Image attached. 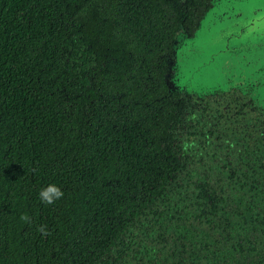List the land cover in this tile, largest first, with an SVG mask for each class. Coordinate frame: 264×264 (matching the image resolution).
<instances>
[{"label":"trees","instance_id":"obj_1","mask_svg":"<svg viewBox=\"0 0 264 264\" xmlns=\"http://www.w3.org/2000/svg\"><path fill=\"white\" fill-rule=\"evenodd\" d=\"M213 2L0 0V264H264L251 100L170 84Z\"/></svg>","mask_w":264,"mask_h":264},{"label":"water","instance_id":"obj_2","mask_svg":"<svg viewBox=\"0 0 264 264\" xmlns=\"http://www.w3.org/2000/svg\"><path fill=\"white\" fill-rule=\"evenodd\" d=\"M220 26L218 34L222 55L221 64L198 73L195 82L188 87L183 81L187 80L190 70L199 67L205 60L207 52L213 50L208 41L210 30ZM199 31L195 37L182 40L176 48L177 73L172 80V89L180 91L210 92L215 89L241 86L244 77L251 74L257 67L253 53L264 45V0H214L212 8L202 19ZM217 48V39L214 41ZM245 51L239 60L234 52Z\"/></svg>","mask_w":264,"mask_h":264},{"label":"flooded vegetation","instance_id":"obj_3","mask_svg":"<svg viewBox=\"0 0 264 264\" xmlns=\"http://www.w3.org/2000/svg\"><path fill=\"white\" fill-rule=\"evenodd\" d=\"M264 48V45H263ZM262 49L259 48L258 53H253L255 58V65H257L256 68L253 69L254 73H251V77H244L243 84L241 86L225 89L224 91L215 92V94H212V99H210V102L213 103L215 100L220 101V106L225 108L227 105L231 106L232 102L230 99H241L240 103H243V99L245 100H251L249 105L251 110H255L254 114L251 118L253 120V124L255 125L256 129L251 128L246 121L239 120L237 124L233 125L234 131L229 130L231 128L230 122L227 118L222 117L219 121L224 123L221 125L219 129V135L220 137L228 138L232 135L233 132L239 134V140L249 143L251 141H255L256 155L259 153V156H262V159L264 160V52H261ZM172 74L176 72L177 64L176 62L172 63L171 68ZM252 71V72H253ZM170 74V75H172ZM172 81H170L171 84ZM183 95H186L185 91H182ZM192 104H195L193 101H191ZM204 106L203 105H194L195 110H201ZM235 107V106H234ZM237 107V106H236ZM232 108V107H231ZM247 110V109H246ZM207 116L205 114H202V120H205ZM194 116H190V122L193 121ZM206 121V120H205ZM189 127L186 122H183L181 124H177L175 127L171 129V131L176 135L178 141L181 140L185 135L179 134V130ZM258 135V136H257ZM232 138V137H231ZM177 141V142H178ZM220 148L226 149V152L228 155L226 156L228 162H230L232 167H234L237 170H241L242 172L249 174L252 173V171L248 170V168H251L250 166V158L252 160L255 159L254 154L251 151L250 153H245L242 156V159L236 155V153H233L231 150L227 148V144L222 141L219 144ZM243 150V149H238ZM252 154L249 158V155ZM258 156V155H257ZM247 162V163H246ZM203 167V166H201ZM250 176V175H249ZM248 176V177H249Z\"/></svg>","mask_w":264,"mask_h":264},{"label":"rangeland","instance_id":"obj_4","mask_svg":"<svg viewBox=\"0 0 264 264\" xmlns=\"http://www.w3.org/2000/svg\"><path fill=\"white\" fill-rule=\"evenodd\" d=\"M199 29L200 28L198 27L197 32L199 31ZM220 29L221 28L219 26L218 28L210 30L211 33L208 35V39L207 40L211 41L212 43H214L213 50L211 52H207L206 54H204L205 55V60H203V62H200V65H198L199 66L198 68L194 66L190 70L189 75L186 77L187 78L186 81L182 80V82H184L186 84V85H184L185 87H188L191 83L195 82V78H196V75L198 73H201L202 71H206L207 68H212L213 66L216 65V63L217 64H221L222 63L220 61L225 56L224 55H223L224 57L221 56L222 55L221 50L223 49V47H221V44H220V40H222V39H220L219 36H218V34L221 32ZM194 37H195V35H194ZM194 37H192V38H194ZM215 39H217V42H218V45H219V49L217 48L216 43L214 42ZM261 52H264V48H262ZM242 53L245 54L246 52L245 51H242V52H239V51L236 52L235 51L234 52L235 55L238 54L237 55V57H238L237 60L240 59ZM256 53H258V52H256ZM255 56H256V54H255ZM253 73H254V71L252 72V74ZM250 75L251 74H247L248 77H251Z\"/></svg>","mask_w":264,"mask_h":264},{"label":"clouds","instance_id":"obj_5","mask_svg":"<svg viewBox=\"0 0 264 264\" xmlns=\"http://www.w3.org/2000/svg\"><path fill=\"white\" fill-rule=\"evenodd\" d=\"M63 198V193L54 185L42 187L38 192V199L46 206H53Z\"/></svg>","mask_w":264,"mask_h":264}]
</instances>
